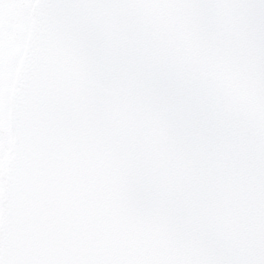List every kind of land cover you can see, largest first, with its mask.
Instances as JSON below:
<instances>
[{
	"label": "clouds",
	"instance_id": "9594fccd",
	"mask_svg": "<svg viewBox=\"0 0 264 264\" xmlns=\"http://www.w3.org/2000/svg\"><path fill=\"white\" fill-rule=\"evenodd\" d=\"M0 264H264V0H0Z\"/></svg>",
	"mask_w": 264,
	"mask_h": 264
}]
</instances>
